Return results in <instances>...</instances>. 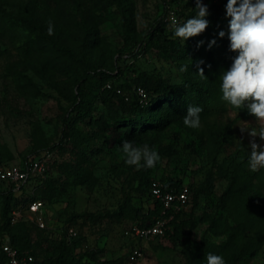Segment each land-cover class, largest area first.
Listing matches in <instances>:
<instances>
[{
	"label": "rangeland",
	"instance_id": "obj_1",
	"mask_svg": "<svg viewBox=\"0 0 264 264\" xmlns=\"http://www.w3.org/2000/svg\"><path fill=\"white\" fill-rule=\"evenodd\" d=\"M162 1L123 0L135 33L141 35L151 22L158 19ZM172 1L178 10L191 7L190 0ZM89 3L91 0H6L4 7L13 17L28 15L32 23L43 15L53 17L54 31H58L62 42L68 45L80 41L81 23L86 22L88 29L98 37L87 51L91 63L103 65L108 59H114L116 51L122 46L121 18L112 9L103 24L92 23L87 10ZM56 5L61 7V17H58ZM168 27L172 28L171 25ZM33 30L34 27H28L23 22H11L0 16V159L9 164H21L36 151L51 150L48 151L51 160L70 162L74 161L72 158L77 150L84 148L93 161L91 169L95 178L94 183L88 186L87 183L74 182L72 175L65 179L64 172L50 167V185L55 187L53 178H56L64 190H56L49 201L36 193V197L43 201L38 215L44 225H28L33 243L40 245L46 241L47 244H55L64 230L75 253L101 249L100 257L114 258L125 257L133 248H138L134 264H191V259L197 254L214 251L215 255H222L228 264L219 244L227 239L231 227H242L240 221L244 219L245 211L241 201L220 202L219 196L231 178L234 164L243 166L246 173L251 172L248 158L252 138L247 132L242 133L240 126L246 122L256 127V117L236 118V110L225 104L201 120L198 129L172 123L155 134L147 133L133 140L137 145L147 144L154 148L161 158L151 168L152 179L160 182L177 179L192 189L201 186L202 190L194 201L190 197L182 208L184 216L194 222L193 227L185 231L182 242L172 241L166 236L139 238L127 234L126 231L134 225L132 218L128 213L116 214L125 191H130L135 206L145 209L149 205L144 196L132 190L137 183L136 168L124 163L125 157L120 150L122 144L118 145L116 141L118 131L111 119L103 114L99 101L96 102V109L82 118L77 108L71 106V101L65 96L70 87L67 85L68 76L47 66L44 60L51 53L50 46ZM28 36L30 41L26 42ZM118 64L130 86L121 88V81L113 80L110 82L111 89H120L125 95L138 86L135 77L141 71L170 83L179 80L174 67L154 49L133 60L120 59ZM92 80L95 83L94 77ZM100 115L103 117L98 121ZM225 122L232 123V135L216 152L208 143L207 128L211 123ZM65 128L72 134L61 141ZM255 139L257 143L264 144L259 137ZM163 146H169V149L164 151ZM254 181L264 193V168ZM35 185L34 181L27 182L22 192H17V197L26 201L33 194ZM247 205L253 211L257 208L255 200ZM85 214L91 216L84 217ZM241 229L236 236L240 242L251 235L255 227L246 224ZM236 264H264V244L254 255Z\"/></svg>",
	"mask_w": 264,
	"mask_h": 264
},
{
	"label": "trees",
	"instance_id": "obj_2",
	"mask_svg": "<svg viewBox=\"0 0 264 264\" xmlns=\"http://www.w3.org/2000/svg\"><path fill=\"white\" fill-rule=\"evenodd\" d=\"M190 1L191 7L183 10H178L172 0L168 1L171 6L176 8L179 23H183L195 15V0ZM5 2L6 0H0L1 17L8 18L11 22H23L28 27H34L35 30L33 31H35L37 37L45 39L49 44L51 53L45 58L44 62L51 70L62 72L68 76L67 85L70 87L65 92V96L67 100L71 101V106L77 108V113L82 118L96 109V102L99 101L103 108V114L111 119L114 128L118 131L116 140L118 145L122 144L124 140L140 139L147 133L155 134L156 131L162 130L172 123L183 124V116L190 105L202 107L203 111L200 117L201 120H205L208 116L214 114L221 105L227 104L220 98V81L218 77L222 70H227L231 66L232 58L237 55V53L229 50V40L227 38L230 18L226 17L225 5L228 0H202V3L208 7L209 14L206 19L209 21V26L200 35L188 38L185 44L180 42L182 38H173V29L162 21L166 8L165 0L162 1V11L158 19L151 22L141 35L133 31L123 0H91L87 10L90 13L89 17L92 23L103 24L105 17L112 9L116 10L121 18L122 46L116 51V57L111 60L108 59L103 65H93L91 63L87 51L94 46L98 37L88 29L86 22L81 23L80 41L75 45H68L62 42L61 34L58 31H54L55 34L52 36L47 34L48 21H52L53 17L51 19L49 16L43 15L37 19V22L32 23L28 15L19 14L15 17L9 15L4 7ZM56 7L58 17H61V7L57 5ZM221 30L226 33L224 38L218 36ZM213 39L216 40V43L209 47V42ZM25 41L29 42L30 37H26ZM201 41H203L202 44H200ZM198 44H200L199 47ZM150 49H154L174 67L179 75L177 82L170 83L161 77L141 71L135 77L138 86L126 95L120 89L117 91L114 88L111 89L112 86L107 87L105 85L113 80H119L121 81V88H128L130 83L123 77L118 60L129 58L133 60ZM200 61H203V63L200 64ZM183 65L188 66L187 72L180 71ZM197 65L204 69V75L207 78L197 74ZM92 77L96 80L95 83ZM101 85L103 87L100 89ZM71 87L74 89L71 90ZM137 87L143 88L145 93L143 98L138 95ZM66 88L68 87L66 86ZM251 116L246 109H242L238 115L236 114V118L242 119ZM102 117L100 115L98 121H101ZM231 127V122L208 125V143L216 152L221 150L231 138ZM62 132L63 139L61 141L72 134L67 128ZM166 149H169V146H163L162 150L165 151ZM46 151L50 152L51 150ZM46 151H36L21 164H27L32 157ZM72 159L74 161L57 162L49 158L42 176H29L27 180L19 185L0 181V232L2 233L0 245L7 240L18 252L30 253L33 257L30 264H134L126 261L127 256L100 257L99 252L101 249H90L75 253L71 249L67 232L64 230L60 233L55 244H47L46 241H43L40 245L34 244L31 236L32 232L28 226L38 227L33 220L10 221L11 210L17 206H21L23 210L26 209L29 201L39 199L36 197V193L41 198L49 201L55 195L56 190H64V186L56 178H53L56 184L55 187L50 185L49 172L51 166H54L60 172H64L65 179L67 176L72 175L74 182L87 183L88 186H91L95 180L91 169L93 161L85 153L84 148L77 150L76 156ZM8 164V162H3L0 159V165ZM135 172L137 183L132 187V190L138 192L139 196H144L149 205L145 209L141 206H135L132 203L130 191H125L119 211L116 214L128 213L134 224L140 227L151 225L160 216L172 214V217L168 220L170 228L165 231L163 236L172 241L182 242L185 231L191 229L194 222L189 217L184 216L182 208L176 211L165 209L163 212L161 201L150 192V185L155 180L150 175L151 169L141 168L140 170L136 169ZM231 172V178L219 196V201H241V206L245 211L244 219L240 221L241 228L246 224H253V227H255L253 233L246 236L242 242L236 237L242 229L238 226L231 227L232 231L228 233L227 239L219 244V248L226 254L228 264H236L239 260L254 255L258 248L264 244V193L254 181V179L260 177L262 169L255 173H246L243 166L234 164ZM241 174H243V177H241ZM29 181L36 182V185L31 197L25 201L17 197V192H22L25 184ZM183 184L185 183L177 179L160 182L163 190H179ZM188 188L187 203L190 197L194 201L198 192L202 190L201 186L192 189L188 185ZM251 200H255L257 203V208L254 211L247 205ZM85 215L84 217L91 216V214ZM249 215L250 217H248ZM232 243L233 245H231ZM208 253L215 254L214 251L197 254L191 259V264H207L206 255ZM2 258L3 254L0 249V259Z\"/></svg>",
	"mask_w": 264,
	"mask_h": 264
},
{
	"label": "clouds",
	"instance_id": "obj_3",
	"mask_svg": "<svg viewBox=\"0 0 264 264\" xmlns=\"http://www.w3.org/2000/svg\"><path fill=\"white\" fill-rule=\"evenodd\" d=\"M195 4V15L185 22L179 23L172 17L173 38H182V44L188 38L200 35L209 26L206 19L209 14L207 5L202 0H195ZM225 11L226 17L230 18L227 32L229 50L237 55L232 58L231 66L219 74L220 98L235 109L237 115L239 111L246 109L248 114L256 117V127H251L246 122H242L243 126H240L241 132H247L252 138L248 166L255 173L264 168V144L257 143L255 139L259 137L264 141V0H228ZM47 34H55L51 20L48 21ZM225 35L223 30L218 33L220 38ZM202 43L203 41L200 42ZM215 43V39L211 40L209 47ZM199 63L202 64L203 61ZM197 67V74L207 78L204 69L199 65ZM180 71L187 72L188 66H181ZM202 111V107L188 106L183 124L192 129L200 128ZM120 150L125 157L124 163L137 170L154 168L161 159L154 148L147 144L137 145L133 140H124ZM206 261L207 264H227L222 255L213 253L206 255Z\"/></svg>",
	"mask_w": 264,
	"mask_h": 264
},
{
	"label": "built area",
	"instance_id": "obj_4",
	"mask_svg": "<svg viewBox=\"0 0 264 264\" xmlns=\"http://www.w3.org/2000/svg\"><path fill=\"white\" fill-rule=\"evenodd\" d=\"M166 1V8L163 13L162 21L167 25L172 26V17H175L176 21H179V17L176 13V8L169 4V0ZM110 87V83L105 84ZM119 91V89H116ZM138 95L143 98L145 93L143 88H136ZM50 158L48 151L36 155L30 159L27 164H13L0 165V181L5 183H14L19 185L28 179L29 176L39 175L42 176L46 169V163ZM151 194L158 198L163 206V212L165 209H172L176 211L183 208L188 201L189 188L187 184H183L179 190L170 189L163 190L158 180H153L150 185ZM43 202L39 199H34L28 202L26 209H22L21 206L13 208L10 212V221L15 222L20 219H31L38 226L44 225L43 219L38 215ZM172 217V214L168 216L158 217L151 225L137 226L134 224L130 229L126 231L127 234H132L139 238H148L152 236H163L165 231L170 228L168 220ZM3 258L0 259V264H30L33 257L30 253H20L16 248L12 247L10 242L5 240L0 245ZM139 254L138 248H133L127 255L126 261L128 263L133 262Z\"/></svg>",
	"mask_w": 264,
	"mask_h": 264
}]
</instances>
